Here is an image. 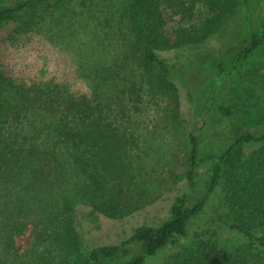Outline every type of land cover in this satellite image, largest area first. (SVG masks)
<instances>
[{
  "label": "trees",
  "instance_id": "16d2710c",
  "mask_svg": "<svg viewBox=\"0 0 264 264\" xmlns=\"http://www.w3.org/2000/svg\"><path fill=\"white\" fill-rule=\"evenodd\" d=\"M207 2L221 8L228 2L232 8L239 5L244 15L246 40L228 58L229 64L225 60L211 63L212 78L220 84L264 45V26L261 31L253 29L248 14L250 0ZM186 9L183 0H0V28L12 25L8 36L11 40L42 33L55 46L58 41L69 43L68 36L83 34L89 44L85 51L76 49V54H71L76 66L71 79L79 81L72 87L48 75L47 56L42 59L40 76L29 83L24 79L17 81L4 68L0 69V156L5 151L9 153L18 141L17 133L6 131L4 123L21 122L25 114L36 110L46 118L41 121L42 130L32 129L30 120L23 125L30 132L28 140L38 143L42 131L51 126L45 120H55L54 132L48 136L49 144L45 142L47 138L41 142V152L27 150V156L45 165L57 164L63 144L72 146L78 153L73 166L83 172L90 185L84 191L85 202L109 218L129 215L136 206L123 199L127 189L121 181L129 172L123 146L107 120L108 112L121 101H135L145 85L159 92L178 87L181 81L177 66L169 64L161 56L162 51L173 50L174 57L185 59L178 66L180 73L182 67L192 73V67L198 79L204 76L206 68L200 52L207 40L221 39L222 30L212 28L213 23H208L202 33L183 27L176 16L182 18ZM195 77L191 75L195 84L199 83ZM187 94L194 97V91L187 90ZM218 110L225 115L230 112L224 106ZM188 135L191 148L187 187L175 196L168 217L158 225L137 226L117 244L92 248L86 264H147L169 246H179V240L190 234L191 221L204 213L207 200L216 189L222 196L220 210L210 219L213 226L241 236L247 249H264V129L245 128L235 135L211 166L206 194L191 206L188 194L198 174V140L192 132ZM250 146L254 148L248 150ZM159 264L236 262L216 242L197 238L166 254Z\"/></svg>",
  "mask_w": 264,
  "mask_h": 264
},
{
  "label": "rangeland",
  "instance_id": "374dc122",
  "mask_svg": "<svg viewBox=\"0 0 264 264\" xmlns=\"http://www.w3.org/2000/svg\"><path fill=\"white\" fill-rule=\"evenodd\" d=\"M183 2L185 15L176 16L183 27L202 33L208 23H213L212 28L222 30L221 39L207 40L200 52L206 68L204 76L198 79L192 67V73L188 67H182L180 73L178 66L185 59L174 57L173 50L162 51L161 56L177 66L181 81L178 87L159 92L145 85L135 101H121L108 112L107 120L123 146L129 172L127 181H121L127 189L123 199L126 204H135V210L124 218H109L85 202L84 191L90 185L83 172L73 166L78 153L72 146L63 144L57 164L45 165L28 157L27 150H43L41 142L45 138L49 144L48 136L55 125L54 119L45 120L50 128L42 131L37 144L31 143L30 132L23 125L30 120L32 129L42 130L41 121L46 116L30 110L21 122L4 123L6 131L17 133L18 141L9 153L0 156V264H86L92 248L117 244L137 226L158 225L168 217L175 196L187 187L190 132L198 140V174L188 194L191 206L206 194L211 166L235 135L245 128L264 129V45L230 79L216 84L212 78V61L225 60L229 64L228 58L246 40L243 9L236 4L232 8L229 2L222 8L217 4L211 7L207 0ZM248 14L253 29L261 31L264 0H250ZM10 27L0 28V69L4 68L8 76L27 83L37 80L42 59L47 56L49 76L62 79L70 87L79 82L71 79L76 67L71 54L88 48L83 34L68 36L69 43L58 41L54 46L42 33L11 40ZM189 61L187 58L186 63ZM191 75L199 83L195 84ZM187 90L194 91L193 98ZM219 106L227 107L229 115L219 111ZM211 155L213 158H208ZM221 196L220 189L210 194L204 213L191 221L190 234L179 240V246L190 245L197 238L207 239L216 242L236 264H264V249H247L241 236L218 231L210 222L220 210ZM179 246H169L147 264H159Z\"/></svg>",
  "mask_w": 264,
  "mask_h": 264
}]
</instances>
